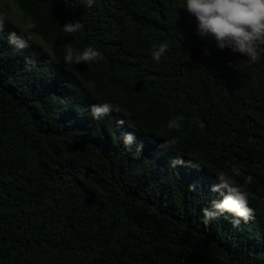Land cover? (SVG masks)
Returning a JSON list of instances; mask_svg holds the SVG:
<instances>
[{"label":"trees","instance_id":"16d2710c","mask_svg":"<svg viewBox=\"0 0 264 264\" xmlns=\"http://www.w3.org/2000/svg\"><path fill=\"white\" fill-rule=\"evenodd\" d=\"M12 1L48 51L4 22L0 264H264V57L219 50L185 0ZM78 20L82 31H63ZM13 32L30 46L10 45ZM161 42L169 51L157 63ZM66 45L103 58L66 64ZM102 103L120 111L93 119ZM177 116L180 130H169ZM172 137L177 147H158ZM177 157L189 166H170ZM233 166L238 184L252 177L255 217L205 225L217 173Z\"/></svg>","mask_w":264,"mask_h":264},{"label":"clouds","instance_id":"9594fccd","mask_svg":"<svg viewBox=\"0 0 264 264\" xmlns=\"http://www.w3.org/2000/svg\"><path fill=\"white\" fill-rule=\"evenodd\" d=\"M61 2L67 3V0H61ZM78 2H84L87 7H91L95 0H71V6ZM184 8L195 17L201 37H213L219 50L229 49L232 53L246 57L249 63H256L264 57V0H185ZM3 24L4 19L0 17V32L3 31ZM62 28L65 33L71 35L82 31L84 24L79 20L69 21L64 23ZM9 43L17 50H24L30 46L27 38L15 32L9 34ZM168 51L167 42L154 45L152 59L158 63ZM205 53L207 54V49ZM102 58L103 54L92 46H86L83 50L71 45L65 46L64 62L66 64H91ZM26 64L32 65L33 61L27 60ZM88 86L95 87V81H90ZM113 111L119 112L120 109L110 103L91 106L92 117L97 120L110 115ZM182 120V116H177L170 120L166 127L169 130L179 131ZM123 123V120L118 121L120 125ZM203 126L201 123L200 127L203 128ZM122 142L129 149L135 145L137 155L143 152V143L137 142L132 133H125ZM179 144V137H172L158 147L170 149ZM189 164L190 162L182 157H177L171 161L170 166H189ZM238 175L240 172L235 166L232 167L231 174L227 171L217 173L218 182L211 187V191L219 193L220 199H212L210 207L201 210L205 225L225 214L233 217L234 227H239L241 222L248 223L254 219L255 212L249 207V193L246 190L247 185L252 182V177H245L244 183L238 184L233 178ZM196 190L197 185H189V191Z\"/></svg>","mask_w":264,"mask_h":264},{"label":"rangeland","instance_id":"374dc122","mask_svg":"<svg viewBox=\"0 0 264 264\" xmlns=\"http://www.w3.org/2000/svg\"><path fill=\"white\" fill-rule=\"evenodd\" d=\"M0 17L4 22L20 28L24 33L32 38L43 50L48 51L47 47L30 32V24L22 17L21 12L12 0H0Z\"/></svg>","mask_w":264,"mask_h":264}]
</instances>
